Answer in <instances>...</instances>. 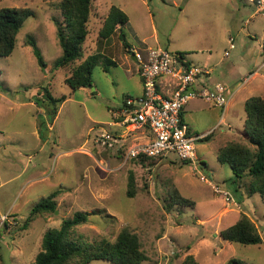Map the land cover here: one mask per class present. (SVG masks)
Returning <instances> with one entry per match:
<instances>
[{
  "label": "rangeland",
  "instance_id": "1",
  "mask_svg": "<svg viewBox=\"0 0 264 264\" xmlns=\"http://www.w3.org/2000/svg\"><path fill=\"white\" fill-rule=\"evenodd\" d=\"M59 1L0 0V8L33 13L18 32L11 55L0 58V264H33L44 234L60 229L76 213L91 215L70 232V241L113 243L126 229L146 257L141 264H184L187 257L194 264H264V201L258 194L247 198L244 187L236 192L231 170L216 159L228 143L247 145L244 102L264 98V12L245 0H93L80 61L100 53L115 65L104 71L103 60L92 69L90 87L72 90L64 80L80 61L54 67L61 56L54 24L55 19L63 24ZM111 6L128 18L122 32L131 50L143 52L157 40L159 48L197 60L194 64L201 68L208 59L211 82L233 93L224 112L197 101L185 119L191 136L201 137L194 147L205 163L204 174L230 192L233 203L214 194L173 154L125 160L118 142L112 148L95 142L103 133L116 135L118 126L109 125L116 121V109L141 94L136 64L125 54L120 33L98 38ZM27 38L36 42L43 67ZM47 92L64 98L52 122L45 113L52 106L41 98ZM128 177L133 178L131 197ZM55 191L56 211L37 215L22 229L34 205ZM242 215L262 244L222 240L220 232Z\"/></svg>",
  "mask_w": 264,
  "mask_h": 264
},
{
  "label": "trees",
  "instance_id": "2",
  "mask_svg": "<svg viewBox=\"0 0 264 264\" xmlns=\"http://www.w3.org/2000/svg\"><path fill=\"white\" fill-rule=\"evenodd\" d=\"M57 6L63 16L64 26L56 19L54 20L56 38L61 49V56L54 64L56 69L68 67L81 60L82 45L88 35V23L94 13L93 0H60ZM253 6L256 7V5ZM31 16L33 13L28 9L0 8V58L11 55L18 32ZM127 22L126 14L121 9L111 6L98 31V38L108 40L115 32H119L123 48L128 49L129 46L122 32V28ZM26 44L31 47L38 65L43 67L45 63L36 42L32 38H27ZM176 55L180 59H185L180 53ZM103 60H105L104 71H107V66L115 65L113 61L105 59L100 53L89 55L72 69L64 83L72 90L90 87L92 69ZM41 98L45 106H52L50 110L45 111L47 120L52 122L57 114L56 105L62 103L64 98H53L48 92ZM244 113L243 138L247 145L228 143L220 149L216 159L219 164L227 165L231 170L235 179L233 182L237 184L236 192L244 187L247 198L258 194L264 201V98L250 97L246 99ZM127 146L124 145L117 149L118 152L123 151V158ZM144 159L147 160L144 157L131 160L143 162ZM201 165L205 169V163L201 162ZM244 181H246L245 185H242L241 182ZM127 183V196L131 197L134 187L133 178L128 177ZM58 195L59 191L52 192L47 198L34 205L22 229L27 228L37 215L53 214L56 211L54 199ZM182 201L187 202L185 199ZM88 215L91 213H76L71 219L63 221L60 229L46 232L42 238L41 251L35 257L33 264H89L93 260H105L112 264H141L146 261L144 253L140 250L137 237L126 229L119 233L113 243L81 245L70 241L68 238L70 232L85 224L88 221ZM1 221H4L3 218ZM220 237L230 244L243 246H255L263 242L256 228L245 215H242L235 224L221 231ZM184 264H194L192 257H187Z\"/></svg>",
  "mask_w": 264,
  "mask_h": 264
},
{
  "label": "built area",
  "instance_id": "3",
  "mask_svg": "<svg viewBox=\"0 0 264 264\" xmlns=\"http://www.w3.org/2000/svg\"><path fill=\"white\" fill-rule=\"evenodd\" d=\"M245 1L264 12V0ZM128 53L137 67L141 94L136 99H127L116 111V116L121 118L119 124L125 130L147 128L150 139L129 146L125 160L138 157L160 159L173 154L179 162L189 166L198 180L214 194L233 203L230 192L221 189L204 174L194 147L195 141L201 137H192L182 120V112L191 101L212 104L224 112L233 93L218 82L209 84L210 73L206 68L189 64L166 49L147 47L143 52L129 49ZM165 79L168 82L163 84ZM121 139V136L103 133L95 142L102 141L107 148H112L117 142L120 145Z\"/></svg>",
  "mask_w": 264,
  "mask_h": 264
},
{
  "label": "crops",
  "instance_id": "4",
  "mask_svg": "<svg viewBox=\"0 0 264 264\" xmlns=\"http://www.w3.org/2000/svg\"><path fill=\"white\" fill-rule=\"evenodd\" d=\"M160 47V43L159 41L155 40L154 43L152 45H148V46H145V47ZM130 49V47L127 49L126 53L127 54V57H130L129 56V53H128V50ZM145 49V48H144ZM164 49V48H163ZM188 55V54H187ZM225 56V54H224ZM228 56V55H227ZM189 57V56H188ZM131 58V57H130ZM186 61L189 63V64H192V65H196L194 64V61H197V60H192L191 58H186ZM202 63H203V68H206L207 69V66L209 64V60L208 59H205V60H202ZM210 73V79L208 80L209 81V84H211L213 81L211 77V71L210 69H207ZM136 73H137V70H136ZM252 74V73H251ZM249 74V75H251ZM138 75V74H137ZM168 82L167 79L163 80V84H166ZM197 101H191L183 110L182 112V120L183 122L188 126V124L186 123L185 119L187 116L191 115V112L194 111L196 108H195V104H196ZM200 102V101H199ZM121 107V105L116 109V111ZM116 111H115V115H116ZM116 118V121L113 122V123H109V125H114V126H118V130L115 131L116 132V135L117 136H121L122 139H121V142H120V145H118L119 147H122L124 145H128L127 147L133 145V144H138V143H145L147 142L149 139H150V136H149V133H148V130L147 128H141L139 130H125L120 124H119V121L121 118H118L117 116L115 117ZM189 129V127H188ZM190 132V130H189ZM191 133V132H190ZM206 134V133H205ZM203 134V135H205ZM126 152V151H125ZM125 154V153H124ZM125 157V156H124ZM201 161V160H200ZM202 162V161H201Z\"/></svg>",
  "mask_w": 264,
  "mask_h": 264
}]
</instances>
